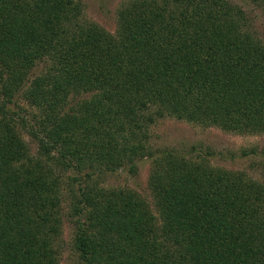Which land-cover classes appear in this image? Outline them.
Wrapping results in <instances>:
<instances>
[{
  "label": "trees",
  "instance_id": "obj_1",
  "mask_svg": "<svg viewBox=\"0 0 264 264\" xmlns=\"http://www.w3.org/2000/svg\"><path fill=\"white\" fill-rule=\"evenodd\" d=\"M250 2L264 10V0ZM79 15L71 0H0V264H58L54 169L84 172L71 193L82 264H264V187L144 144L164 115L264 132V43L244 12L226 0H129L114 35ZM41 60L48 70L27 85ZM81 92L95 93L69 107ZM18 95L53 169L15 132ZM145 157L157 215L135 192L94 183L134 174Z\"/></svg>",
  "mask_w": 264,
  "mask_h": 264
},
{
  "label": "rangeland",
  "instance_id": "obj_2",
  "mask_svg": "<svg viewBox=\"0 0 264 264\" xmlns=\"http://www.w3.org/2000/svg\"><path fill=\"white\" fill-rule=\"evenodd\" d=\"M71 1L80 9V15L76 19L80 25L91 24L114 35L117 31L118 12L129 0ZM226 1L244 12L248 31L264 43V10L255 6L250 0ZM49 65L48 60L35 62L31 71L28 72L27 85L32 79L46 73ZM4 71L6 69L0 66L2 75ZM94 93L81 92L79 95L72 93L67 96L66 103L68 102L69 107L76 104L75 109H77L78 103L90 100ZM12 111L18 113L19 118L14 119L15 132L26 145L29 156L32 159H40L43 164L53 169V162L47 159L46 154L40 149L38 139L31 133V131H37L36 123L31 121L32 114L35 113L34 109L25 102L22 96L18 95L15 105L12 106ZM144 144L154 156L165 151H173L192 162H203L210 169L242 173L246 179H251L264 187V132L225 131L217 126L202 125L164 115L148 126L147 139ZM206 152L207 155H205ZM52 156L55 154H51ZM135 165L136 172L134 174L129 173L127 168L119 169L115 172L98 174L94 183L106 189H127L135 192L148 203L150 209L157 215L148 186L151 158L140 159ZM54 175L61 179V197L63 199L60 210L62 223L57 242L58 264H82L72 248L77 215L73 212L71 193L82 187L84 172L78 174L71 170L62 172L60 169H54Z\"/></svg>",
  "mask_w": 264,
  "mask_h": 264
}]
</instances>
